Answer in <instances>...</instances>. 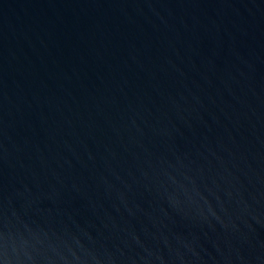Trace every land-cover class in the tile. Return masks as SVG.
I'll return each instance as SVG.
<instances>
[{"label": "water", "instance_id": "obj_1", "mask_svg": "<svg viewBox=\"0 0 264 264\" xmlns=\"http://www.w3.org/2000/svg\"><path fill=\"white\" fill-rule=\"evenodd\" d=\"M0 264H264V0H0Z\"/></svg>", "mask_w": 264, "mask_h": 264}]
</instances>
